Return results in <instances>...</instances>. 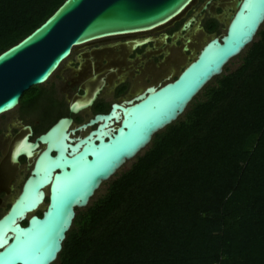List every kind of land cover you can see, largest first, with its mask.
Wrapping results in <instances>:
<instances>
[{
	"label": "trees",
	"instance_id": "16d2710c",
	"mask_svg": "<svg viewBox=\"0 0 264 264\" xmlns=\"http://www.w3.org/2000/svg\"><path fill=\"white\" fill-rule=\"evenodd\" d=\"M63 1L0 0V53ZM238 61L75 210L51 264H264V25ZM45 88L18 101L35 132L60 108Z\"/></svg>",
	"mask_w": 264,
	"mask_h": 264
},
{
	"label": "water",
	"instance_id": "95a60500",
	"mask_svg": "<svg viewBox=\"0 0 264 264\" xmlns=\"http://www.w3.org/2000/svg\"><path fill=\"white\" fill-rule=\"evenodd\" d=\"M193 1L64 0L43 23L0 53V116L18 106L23 92L46 83L72 48L164 26ZM232 8L223 34L207 40L173 81L149 87L76 126L70 117H61L33 142L24 137L13 148L12 163L22 156L31 167L0 216V264L54 262L75 210L86 207L102 183L174 122L252 42L264 21V0H235ZM90 102L74 101L67 111L75 115ZM76 132L84 134L74 136Z\"/></svg>",
	"mask_w": 264,
	"mask_h": 264
},
{
	"label": "flooded vegetation",
	"instance_id": "af4514ba",
	"mask_svg": "<svg viewBox=\"0 0 264 264\" xmlns=\"http://www.w3.org/2000/svg\"><path fill=\"white\" fill-rule=\"evenodd\" d=\"M233 3L234 0H194L175 20L164 26L136 34L107 37L79 46L72 60L63 64L70 53L63 65H60L61 76L57 72L54 77L58 79L57 84L49 81L45 88L52 93V101L60 106L51 114L50 119L54 117L55 120L46 129L61 117H70L73 126L85 123L90 118L84 121L81 116L87 110L93 115L102 113L95 110L106 109L108 112L113 104L128 102L149 87L158 88L173 81L192 60L182 67L198 43L212 34L207 27L215 25V31L225 29ZM176 72L177 75H174ZM89 99L91 102L85 109L69 115L67 109L70 103H86ZM34 112L29 109L25 111L32 115ZM19 114L14 122L20 124L16 132L25 130L22 135L16 136V132L10 135L8 130L13 129L12 120L4 121L6 124L0 126V209L16 189L29 165L22 156L17 158L16 163H12L10 154L13 148L24 137L28 142H33L46 131L31 137L35 133L34 124L29 122L23 125L20 110ZM77 134L74 133V136Z\"/></svg>",
	"mask_w": 264,
	"mask_h": 264
},
{
	"label": "rangeland",
	"instance_id": "374dc122",
	"mask_svg": "<svg viewBox=\"0 0 264 264\" xmlns=\"http://www.w3.org/2000/svg\"><path fill=\"white\" fill-rule=\"evenodd\" d=\"M235 1V0H234ZM232 10H233V8L231 7V11H230V14L232 13ZM225 24V23H224ZM262 25H264V21H263V23H262ZM223 30H224V28H221V29H219V30H217L216 31V33L215 34H212V35H209V36H205L203 39H202V41H200L199 43H198V45L194 48V50H193V52H192V54H191V56L188 58V59H186L184 62H183V64H182V67L186 64V62H188L189 60H191V59H193L194 57H195V55H196V53H197V51L199 50V48H200V46L205 42V41H207L208 39H210V38H212L213 36H220L222 33H223ZM78 47H76V48H72L71 49V55H70V57L67 59V61H65L63 64H65L66 62H68V61H71L72 60V58L74 57V54H75V52L78 50L77 49ZM244 51V50H243ZM243 51L237 56V57H235V58H233V59H231L224 67H223V69L224 68H226L227 69V71H230V70H233L235 67H236V65L238 64V57L243 53ZM62 64V65H63ZM61 65V66H62ZM62 68L61 67H59L57 70H56V72L51 76V78L46 82V83H44L43 85H45V86H47V83H49V81H53L55 84H57V81H58V79L56 78H54L55 76H56V74H57V72H59V75L61 76V73H60V70H61ZM179 70V69H178ZM177 70V71H178ZM177 73L178 72H176L174 75H177ZM173 75V76H174ZM172 76V77H173ZM58 95V94H57ZM22 96V95H21ZM25 97V96H24ZM58 98H60L59 96H57ZM22 98H23V96H22ZM86 113H82L83 115L81 116V117H83V119H84V121H86L88 118H91V116L93 115L92 114V112L90 111H85ZM52 114H54V112L52 111ZM18 115H20L19 114V110H18V107H15L12 111H10V112H8V113H5V114H3V115H1L0 116V126H2L3 124H6V123H4V121H7V122H9L10 120H12V123H13V129L12 128H10V130H8V132H10V135L12 134V133H15L19 128L18 127H20V124H15V122H14V118L15 117H17ZM79 115V114H78ZM22 117H23V125H26V124H29V122L33 125H35V123H36V121L33 119V120H31L32 118H35V117H38V112H34L33 113V115L31 114V119H29L30 118V114H27V115H22ZM39 118V117H38ZM33 122V123H32ZM16 125H19V126H16ZM25 132V130H20V131H18V132H16V136H20V135H22L23 133ZM40 133V130H37L35 133H34V135L33 136H31V137H35L37 134H39ZM82 134H84V132H82V133H78L77 135H82ZM146 148V147H145ZM144 148V149H145ZM143 149V150H144ZM142 151H140L139 153H141ZM138 153V154H139ZM131 161L132 160H129V161H127V162H125L116 172H115V174H117V173H119V172H121V171H123V170H125L129 165H130V163H131ZM31 167V162H29V165L27 166V169H25V172L23 173V175L20 177L21 179L18 181V183H17V186H16V189L13 191V193H12V195H10V197H9V199H8V201L6 202V204H4L2 207H1V209H0V214H2L4 211H5V209H6V207H7V205L14 199V197L16 196V194L18 193V191H19V188H20V184H21V181L24 179V177L27 175V173H28V170H29V168ZM114 176V175H113ZM113 176L111 177V178H109L107 181H109L110 179H112L113 178ZM106 181V182H107ZM106 182H104V183H102L100 186H99V188L97 189V191L94 193V195H93V197L95 196V195H98L99 193H101L103 190H104V188H105V184H106ZM44 204H45V200L43 201V203H42V205L37 209V211L36 212H39V211H41V210H43V207H44Z\"/></svg>",
	"mask_w": 264,
	"mask_h": 264
},
{
	"label": "bare ground",
	"instance_id": "6f19581e",
	"mask_svg": "<svg viewBox=\"0 0 264 264\" xmlns=\"http://www.w3.org/2000/svg\"><path fill=\"white\" fill-rule=\"evenodd\" d=\"M137 33H139V32H137ZM133 34H136V33H133Z\"/></svg>",
	"mask_w": 264,
	"mask_h": 264
}]
</instances>
